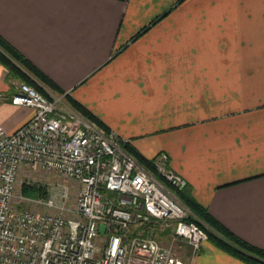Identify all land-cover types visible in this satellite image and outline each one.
Instances as JSON below:
<instances>
[{"label":"crops","instance_id":"obj_1","mask_svg":"<svg viewBox=\"0 0 264 264\" xmlns=\"http://www.w3.org/2000/svg\"><path fill=\"white\" fill-rule=\"evenodd\" d=\"M0 34L194 198L264 248V0H0ZM0 124L34 113L10 97ZM190 264H247L206 241Z\"/></svg>","mask_w":264,"mask_h":264},{"label":"built area","instance_id":"obj_2","mask_svg":"<svg viewBox=\"0 0 264 264\" xmlns=\"http://www.w3.org/2000/svg\"><path fill=\"white\" fill-rule=\"evenodd\" d=\"M50 93L19 83L10 100L34 113L13 132L0 124V264H190L157 237L166 229L194 254L209 240L208 229L156 176L175 189L188 186L169 156L152 159L155 174L123 148L126 140L67 104L66 92ZM22 169L76 181L75 204L66 184L17 196Z\"/></svg>","mask_w":264,"mask_h":264},{"label":"trees","instance_id":"obj_3","mask_svg":"<svg viewBox=\"0 0 264 264\" xmlns=\"http://www.w3.org/2000/svg\"><path fill=\"white\" fill-rule=\"evenodd\" d=\"M0 64L7 69V78L9 80L13 78L22 79L24 82L26 81L35 85L36 88L41 89L37 84L39 81L46 84L51 90L57 93H65L57 83L37 67L18 48L10 43L2 34H0ZM66 98L73 108L79 110L82 114L98 123L103 129L109 130L91 110L68 94H66ZM122 146L128 153L136 157L140 163L144 164L155 173L152 159L144 157L137 148L129 142H122ZM156 176L171 187L178 197L192 210L194 217H190V219L197 221L204 228H212L209 232V239L211 242L247 264H264V248L245 240L216 219L209 212L207 207L194 198L188 187L181 190L175 189L168 182L163 180L161 176L157 174ZM23 191V194L29 197L45 194L46 192L45 188L38 183H26L23 186Z\"/></svg>","mask_w":264,"mask_h":264},{"label":"rangeland","instance_id":"obj_4","mask_svg":"<svg viewBox=\"0 0 264 264\" xmlns=\"http://www.w3.org/2000/svg\"><path fill=\"white\" fill-rule=\"evenodd\" d=\"M21 82H24V80L18 79V83H21ZM37 84L41 88V89L38 88V90H40L41 92H43L45 94H49V92L57 93L56 91L51 90L46 84H44L42 82L38 81ZM65 102L70 105L67 98H66ZM26 183H29V184L38 183V184L42 185L44 188H46V190H49L52 187L57 188V187H59L60 184H66L70 190V203L72 205L75 204L77 196H78L80 189H81L80 185L76 181H74L70 178H67V177H65V176H63V175H61L55 171L22 169V170H20V172L18 174L17 190H16L17 196L20 195L21 193L22 194L24 193L23 186ZM15 199H16L15 202L17 205H20L21 207H25V208H33V207H31V205H23L22 203H20L18 200L19 199L18 197H16ZM210 230H212V228L208 227V232H210ZM157 235H158L157 237L161 240V242H163L164 244L172 245L175 248L174 249L175 252L181 258H183L185 256V253L187 252V247H186L187 243L183 239L176 238L170 231H168L166 229H160V231L158 230ZM209 235H210V233H209ZM184 261H186V260H184Z\"/></svg>","mask_w":264,"mask_h":264},{"label":"water","instance_id":"obj_5","mask_svg":"<svg viewBox=\"0 0 264 264\" xmlns=\"http://www.w3.org/2000/svg\"><path fill=\"white\" fill-rule=\"evenodd\" d=\"M104 230H105V225L103 224V225H101V227H100V231L103 233Z\"/></svg>","mask_w":264,"mask_h":264}]
</instances>
